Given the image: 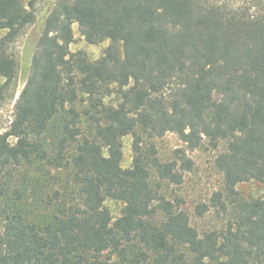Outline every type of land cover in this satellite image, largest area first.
Wrapping results in <instances>:
<instances>
[{
	"label": "trees",
	"instance_id": "1",
	"mask_svg": "<svg viewBox=\"0 0 264 264\" xmlns=\"http://www.w3.org/2000/svg\"><path fill=\"white\" fill-rule=\"evenodd\" d=\"M38 1L0 0V109L35 36L0 134V264H264V0H55L36 22ZM169 132L186 147L163 157ZM204 145L222 186L194 212L223 223L199 230L177 188Z\"/></svg>",
	"mask_w": 264,
	"mask_h": 264
},
{
	"label": "rangeland",
	"instance_id": "2",
	"mask_svg": "<svg viewBox=\"0 0 264 264\" xmlns=\"http://www.w3.org/2000/svg\"><path fill=\"white\" fill-rule=\"evenodd\" d=\"M55 0H39L36 7V22L43 19L49 8ZM74 41L70 44L71 52L83 50L91 59H97L102 54L108 41L98 44H89L79 32L77 24H73ZM34 33L33 25L28 26L20 37L11 46V51L18 60V73L16 78V94L15 97L5 102L0 109V134L9 128V124L13 118L15 100L23 88L28 74L30 72L31 57L34 52ZM132 137L125 136L122 139V166L128 167L132 161L131 150ZM156 147L159 154L167 157L177 147H186L175 133H166L163 137L156 139ZM218 151L204 145L193 151H188V155L194 161V169L191 172L185 173L184 181L180 188H177V193L185 201V209L190 214L191 224L199 230L211 228H220L223 220L218 218L215 210L211 209L202 217L196 216L194 207L201 203L207 202L214 191H217L222 186V176L214 167V158ZM244 195L260 194L262 189L255 183L243 184L240 187ZM106 206L115 217L119 215L121 204L115 201H107Z\"/></svg>",
	"mask_w": 264,
	"mask_h": 264
}]
</instances>
